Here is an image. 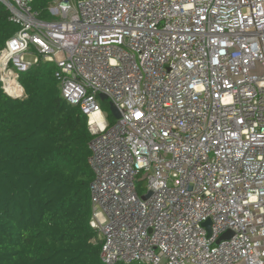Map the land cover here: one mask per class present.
<instances>
[{
	"label": "built area",
	"instance_id": "1",
	"mask_svg": "<svg viewBox=\"0 0 264 264\" xmlns=\"http://www.w3.org/2000/svg\"><path fill=\"white\" fill-rule=\"evenodd\" d=\"M32 4L0 0L1 90L52 63L86 118L101 264H264V0Z\"/></svg>",
	"mask_w": 264,
	"mask_h": 264
},
{
	"label": "trees",
	"instance_id": "2",
	"mask_svg": "<svg viewBox=\"0 0 264 264\" xmlns=\"http://www.w3.org/2000/svg\"><path fill=\"white\" fill-rule=\"evenodd\" d=\"M54 1L32 6L46 19ZM16 30L0 7V49ZM54 71L43 63L21 74V99L0 84V264H101L102 241L89 226L91 136ZM101 109L112 123L108 103Z\"/></svg>",
	"mask_w": 264,
	"mask_h": 264
},
{
	"label": "water",
	"instance_id": "3",
	"mask_svg": "<svg viewBox=\"0 0 264 264\" xmlns=\"http://www.w3.org/2000/svg\"><path fill=\"white\" fill-rule=\"evenodd\" d=\"M99 99L103 102L106 100V96L105 95H100L99 96ZM108 111H109V114L114 118V119H119L120 118V115H119V112L116 110V108L111 104L109 103L108 104ZM150 196V193H148L146 196H145V199H147L148 197ZM203 226L207 229V236H209V226H210V221H206ZM231 236V233L230 232H227L225 233L224 235H222L217 243H219L220 241H223V240H227L229 239Z\"/></svg>",
	"mask_w": 264,
	"mask_h": 264
},
{
	"label": "rangeland",
	"instance_id": "4",
	"mask_svg": "<svg viewBox=\"0 0 264 264\" xmlns=\"http://www.w3.org/2000/svg\"><path fill=\"white\" fill-rule=\"evenodd\" d=\"M26 61L31 62V61H32V58L29 57V58L26 59ZM102 112H103V113H106V112L103 111V110H102Z\"/></svg>",
	"mask_w": 264,
	"mask_h": 264
}]
</instances>
